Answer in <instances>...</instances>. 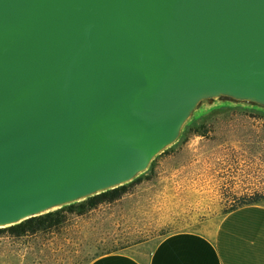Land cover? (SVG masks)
<instances>
[{"label":"water","instance_id":"obj_1","mask_svg":"<svg viewBox=\"0 0 264 264\" xmlns=\"http://www.w3.org/2000/svg\"><path fill=\"white\" fill-rule=\"evenodd\" d=\"M223 106L264 112V0H0V229L131 184Z\"/></svg>","mask_w":264,"mask_h":264},{"label":"rangeland","instance_id":"obj_2","mask_svg":"<svg viewBox=\"0 0 264 264\" xmlns=\"http://www.w3.org/2000/svg\"><path fill=\"white\" fill-rule=\"evenodd\" d=\"M255 193L264 194V115L213 110L121 199L84 215L67 211L61 233H0V264H89L115 248L146 260L164 237L213 229L240 197Z\"/></svg>","mask_w":264,"mask_h":264},{"label":"crops","instance_id":"obj_3","mask_svg":"<svg viewBox=\"0 0 264 264\" xmlns=\"http://www.w3.org/2000/svg\"><path fill=\"white\" fill-rule=\"evenodd\" d=\"M89 264H264V202L226 214L208 231L170 234L146 260L116 252Z\"/></svg>","mask_w":264,"mask_h":264},{"label":"trees","instance_id":"obj_4","mask_svg":"<svg viewBox=\"0 0 264 264\" xmlns=\"http://www.w3.org/2000/svg\"><path fill=\"white\" fill-rule=\"evenodd\" d=\"M223 108H243V107L223 106V107H219V108H214L209 113L204 114V115H202L199 118H195L185 128L184 133L186 132V130L189 127H191V125H192V123L194 121H196L198 119H201L205 115L210 114L213 110L223 109ZM243 109L253 110V111L259 112V113L264 115L263 111H259V110H256V109H249V108H243ZM184 133H183V135H184ZM168 151H166L165 153H167ZM165 153H163V154H165ZM144 175H142L141 177L136 179L131 184H128L126 186L117 188L115 190L108 191L106 193H103V194L97 195L95 197L89 198L86 201H83L81 203L73 204V205L64 207V208H62L60 210H57L55 212H52V213H49V214H46V215H43V216H40V217L29 219V220H27V221H25V222H23V223H21V224H19L17 226H14V227H10V228H7V229H0V233H3L4 231H7L13 237H17V238L28 236V235H48V234H51V233H56V234L57 233H61V230L64 228V226H65V224H66V222L68 220L67 211L70 214H73L76 210H78V214L79 215H84V214H86V213H88L90 211L96 210L100 205H102L104 203H113V202L121 199L127 193V190L129 188V186H131L132 184L140 181L143 178ZM263 201H264V194L263 193H255V194H252V195L242 196L233 204V206L229 209L228 212H226V214H228V213H230L232 211H235V210H237V209H239L241 207H245V206H248V205L259 204V203H262ZM118 250H119L118 248H115L113 251H109V252H107L105 254H102V255L116 253V252H118ZM102 255H98V256L94 257L92 259V261L94 259L102 256Z\"/></svg>","mask_w":264,"mask_h":264}]
</instances>
